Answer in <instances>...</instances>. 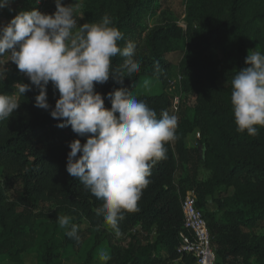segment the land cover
I'll use <instances>...</instances> for the list:
<instances>
[{
  "label": "trees",
  "instance_id": "1",
  "mask_svg": "<svg viewBox=\"0 0 264 264\" xmlns=\"http://www.w3.org/2000/svg\"><path fill=\"white\" fill-rule=\"evenodd\" d=\"M40 1L9 0L0 8V17L8 20L21 11H40ZM163 1L84 4L88 23L108 15L123 33L118 46L129 40L136 44L141 69L124 78V88L133 91L141 80L155 79L167 89L172 73L180 75L176 139L165 146L166 158L152 166L150 183L138 201L140 210L124 214L119 238L103 224V217L95 214L102 201L66 171L68 144L74 139L84 143L85 138L71 126L58 127L61 121L51 117L59 98L51 82L48 110L35 106L39 90L32 86L19 97L13 116L0 122V264H20L25 254L34 255L36 264H64L75 255L78 264H92L104 240L110 247L107 264H195L192 256L176 251L179 233H188L181 210L188 191L195 193L196 207L212 236L215 264H264V233L258 231L264 224V127L255 137L237 132L230 102L231 81L246 67L249 51L264 53V0H184L183 25L161 12L147 26L148 15ZM176 52L181 59L174 67L165 57ZM123 61L114 57L113 68L123 71ZM8 69L7 78L0 80V94L12 95L17 82L30 81L16 66ZM119 87L111 75L106 83L95 85L106 108H111L108 94ZM137 98L158 118L174 110L172 92ZM193 133L194 144L188 146ZM62 215L78 226L79 242L59 227ZM83 223L88 228L81 232Z\"/></svg>",
  "mask_w": 264,
  "mask_h": 264
},
{
  "label": "clouds",
  "instance_id": "2",
  "mask_svg": "<svg viewBox=\"0 0 264 264\" xmlns=\"http://www.w3.org/2000/svg\"><path fill=\"white\" fill-rule=\"evenodd\" d=\"M8 3L0 0V8ZM55 5L53 14L33 8L0 27V80L7 78L5 65L11 61L30 81L16 83L12 95L0 94V122L13 116L20 107L19 97L32 86L39 90L35 106L48 110L51 82L59 93L51 117L61 121L58 127L71 126L78 137L85 138L84 143L74 139L68 144L66 171L102 201L95 214L119 238L124 214L140 210L138 201L150 183L152 166L166 158L165 146L176 139L178 118L167 112L158 118L154 109L122 86L124 78L140 72L141 62L133 41L118 46L123 33L108 15L98 23L78 25V5L65 6L62 0H55ZM116 56L124 58L123 71L112 66ZM245 65L231 81L230 102L237 132L255 137L264 127V53L250 50ZM110 75L121 87L108 94L109 109L95 85L106 83ZM150 84L144 80L145 88ZM57 222L68 238L79 242L72 217L62 215ZM98 256L105 264L111 260L106 250Z\"/></svg>",
  "mask_w": 264,
  "mask_h": 264
},
{
  "label": "rangeland",
  "instance_id": "3",
  "mask_svg": "<svg viewBox=\"0 0 264 264\" xmlns=\"http://www.w3.org/2000/svg\"><path fill=\"white\" fill-rule=\"evenodd\" d=\"M62 3L65 6L72 5V4L78 5V7L76 8V13H75L76 18L78 20L77 21L78 25L88 23L84 17L85 0H62ZM40 6H41L40 11L42 13L53 14L56 11L55 0H41ZM161 12H166L168 14V16H170L173 20H175L179 25L184 24V22H183L184 0H164L163 2H161L160 6L158 4H156L155 9L148 15V18L146 19L145 24L147 26H151L153 24L154 20L160 15ZM81 15H83L82 18H80ZM11 19L5 20L2 17H0V27L7 25L11 21ZM178 45L182 49V47H183L182 42H178ZM3 59L5 60V62H7L8 57L5 56ZM180 59H181V53L180 52L169 54L165 57V60L167 62H169L174 67L177 65V63L180 61ZM10 66H16V65L14 63H12L11 61H8L5 65V67L9 68ZM19 73L24 75L20 71H19ZM179 78H180V75L177 73V70H175L171 75L170 86L167 89H164L162 87V85L160 84V82L158 80H155V79H148L151 81V84H150L149 88H145L144 87V80L145 79H144V80H141V82H139L136 85V87L134 88L132 93L134 95L138 96L140 94L154 95V94H159L163 91L172 92V94L174 95V98L176 97L178 99V106H179V97L181 95L180 94V87H179ZM17 83H20V81ZM170 114L178 116L179 115V108L177 109V111L171 110ZM191 115H192V109L189 106L188 110H187V116L191 117ZM196 136H197V133H193V134H190L188 136V138H187L188 146H192L194 144ZM209 208H210V210H213L214 205L211 203ZM79 228H80V231L83 232V231H86V229L88 228V225H87V223H83L80 225ZM258 231L260 233H264V224H262L258 228ZM100 250H106L110 254V247L107 244L106 240L103 241L102 245L96 251V253L94 255V259L92 261V264H103L104 263L103 261H101L99 259V256H98V253ZM79 261H80V258L78 257V255H75L74 257L71 258V260H68L64 264H78ZM2 264H15V263L4 262ZM20 264H36L35 256L32 254H25L23 256L22 262Z\"/></svg>",
  "mask_w": 264,
  "mask_h": 264
},
{
  "label": "built area",
  "instance_id": "4",
  "mask_svg": "<svg viewBox=\"0 0 264 264\" xmlns=\"http://www.w3.org/2000/svg\"><path fill=\"white\" fill-rule=\"evenodd\" d=\"M177 106L178 99L175 97L173 109L177 110ZM181 210L184 228L188 233H179L177 253L180 256H192L195 264H215L216 256L211 243L212 236L202 212L196 207V197L193 191L185 194L181 202Z\"/></svg>",
  "mask_w": 264,
  "mask_h": 264
}]
</instances>
